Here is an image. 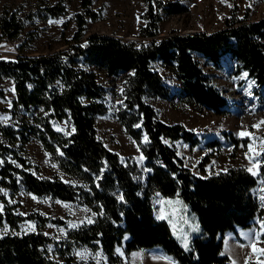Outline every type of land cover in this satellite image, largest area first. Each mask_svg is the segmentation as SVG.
Listing matches in <instances>:
<instances>
[{
  "label": "trees",
  "instance_id": "16d2710c",
  "mask_svg": "<svg viewBox=\"0 0 264 264\" xmlns=\"http://www.w3.org/2000/svg\"><path fill=\"white\" fill-rule=\"evenodd\" d=\"M90 1L80 0L73 34L64 46L40 54L0 56V77L12 78L14 92L13 122L0 121V189L10 196L23 189L80 202L94 213L93 220L66 229L59 241L40 230L0 232V264H71L73 247L80 244L101 249L108 262L128 264L115 252L121 243L125 253L158 247L177 264H231L222 251L223 233L264 228V206L256 198L257 175L244 165L205 176L192 172L170 142L182 139L192 146L199 140L197 133L179 121L161 120L149 100H178L220 114L228 99L205 67L220 68L224 55L233 60L232 75L243 74L257 88L264 87V16L254 20L233 16L216 29L186 33L174 29L156 37L163 14L182 13L186 6L177 0H144V23L138 30L149 39L135 43L106 32L85 35L87 18H98ZM62 7H46L43 18L57 16ZM22 27L19 17L0 15V36L15 38ZM157 64L176 76V92L164 83ZM109 103L139 146L147 169L143 181L136 163L119 159L98 136L96 116ZM61 119L68 121V132L53 127V121ZM226 134L234 146L241 143ZM33 139L70 179L43 177L29 169L23 145ZM206 143L219 146L216 138ZM209 157L206 152L197 166ZM259 170L264 175V165ZM154 197L161 203L162 218L154 214ZM0 198L4 202L0 225L17 228L24 218L39 226L55 220L15 213L1 192ZM257 257L264 264V247ZM244 264L261 263L253 258Z\"/></svg>",
  "mask_w": 264,
  "mask_h": 264
},
{
  "label": "rangeland",
  "instance_id": "374dc122",
  "mask_svg": "<svg viewBox=\"0 0 264 264\" xmlns=\"http://www.w3.org/2000/svg\"><path fill=\"white\" fill-rule=\"evenodd\" d=\"M173 1V0H172ZM185 4L182 13L163 14L159 21L156 37L163 36L171 30L186 33L195 30H212L221 26L231 17H246L254 20L264 16V0H177ZM61 4L62 10L54 17H44L45 8ZM91 7L98 12V18H87L84 23L85 35L89 31L106 32L120 37L124 41L139 43L147 41L148 36L139 33V26L144 23L141 13L145 8L144 0H91ZM80 0H0V15L7 13L19 17L23 23L22 29L15 38L6 39L0 36V56L14 58L18 54L31 55L45 53L51 49H59L65 45V39L70 38L75 28L73 15L80 10ZM233 60L224 55L222 66L218 69L208 68L213 74L216 85L227 96L228 107L220 114L214 113L208 107L188 105L178 100L151 98L149 101L157 110L161 120L168 123L181 122L185 128L197 133L199 140L189 145L182 139L171 141L177 154L192 172L205 176L228 166L244 165L248 171L257 175L256 198L264 206V175L259 167L264 165V87L260 89L245 75L231 74ZM163 81L171 91L176 92L179 81L164 66L157 64ZM101 82L108 85L101 77ZM255 89L260 91L258 95ZM14 96L11 77H0V121L12 123L10 105ZM53 127L59 131L68 132L71 127L66 119L53 121ZM96 131L103 144L116 152L124 162H134L137 165V176L143 181L147 171L139 146L133 141L123 126L114 116V105L103 114L96 116ZM226 133L241 139L238 146L229 142ZM229 136V135H228ZM216 138L218 147L207 146L206 140ZM29 169L39 176L49 177L56 174L62 179H70L62 172L40 143L33 139L23 145ZM210 152V159L197 166L202 156ZM8 204H12L15 213H28L46 216L50 219L39 226L33 219L24 218L17 228L0 225V232L22 233L40 230L59 241L65 238V231L82 222L92 221L93 214L85 205L70 200H59L52 196H38L23 189L17 190L13 196L7 190L0 189ZM154 214L162 218L161 203L153 198ZM4 202L0 198V210ZM125 237H123V240ZM223 252L231 260V264H244L249 259H258L263 264V258L257 257L259 249L264 247V228H237L236 232L223 233ZM50 247L52 246L49 245ZM71 264H113L108 262L101 249H92L84 244L73 247ZM115 252L121 256V261L128 264H177L168 254L158 247L137 248L125 253L123 244L115 246Z\"/></svg>",
  "mask_w": 264,
  "mask_h": 264
},
{
  "label": "built area",
  "instance_id": "2783aa9c",
  "mask_svg": "<svg viewBox=\"0 0 264 264\" xmlns=\"http://www.w3.org/2000/svg\"><path fill=\"white\" fill-rule=\"evenodd\" d=\"M148 41V40H147Z\"/></svg>",
  "mask_w": 264,
  "mask_h": 264
}]
</instances>
